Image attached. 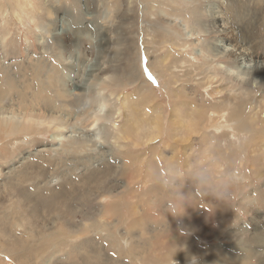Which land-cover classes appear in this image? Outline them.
I'll list each match as a JSON object with an SVG mask.
<instances>
[{
    "label": "rangeland",
    "instance_id": "obj_1",
    "mask_svg": "<svg viewBox=\"0 0 264 264\" xmlns=\"http://www.w3.org/2000/svg\"><path fill=\"white\" fill-rule=\"evenodd\" d=\"M208 4L209 0H62L60 10L56 8L58 14L66 11L74 26L84 18L87 5L94 13L86 29L92 31V36H83L78 52L66 35L67 47L63 54L65 57L73 55L72 59L77 57V61L73 60L75 80L83 81L92 60L104 55L99 47L102 24L112 25L111 32L119 37L118 48L112 51L115 54L112 62L98 75L99 81L110 76L108 83L105 81L101 87L107 107L115 112V126H119L114 128L113 122L105 120L101 123L108 129L105 133L107 145L112 146V156L108 162H102V167L111 170L99 172L97 164L80 174L71 168L78 163V155L64 152L56 154L57 157L48 148L55 143L51 139V128L50 131L45 126L38 127L33 132L14 135L0 125V216L8 217L7 221L12 223L17 220L21 224L22 220L26 230L37 231L36 240L28 237L30 244L40 242L38 239L51 231L55 222L62 225L65 221L80 229V233L71 236L72 241L66 239L68 245L59 251L52 244L51 250H54L46 253L50 264H264V230L260 232L264 229V134L259 131L264 129L261 122L264 89L262 86L249 89L224 76L217 64L230 65L233 63L231 57L205 58L208 48L219 38L207 12ZM48 8L46 0H0V38L5 34L8 39L6 49L2 46L7 53L4 54L0 47V55H5L6 67L18 69L20 77L12 80V95L17 101H30L31 95L34 99L40 96L46 100L50 96L56 100L55 94H50L41 83V78L45 77L32 75L26 63L27 54L31 53L34 72L35 66L43 70V65L37 62L50 64L49 60L53 59L54 52L49 50L51 53L43 54L38 42L47 26ZM51 10L55 12L54 8ZM175 17L185 21L186 32ZM190 30L198 36L193 34L195 38H186ZM261 34L259 37L264 41V30ZM198 37L202 41H197ZM195 48L203 49V55H195ZM61 65L66 69L63 63ZM96 90L92 88L88 93L93 97L92 102L89 101L91 107L97 103ZM123 98L126 100L122 106ZM242 101L247 103V112L258 117L250 126L252 131L241 130L246 137L243 138L244 150L240 139L233 137L234 132L239 131L236 116L232 118V129L219 128L225 121L217 117V112L236 110ZM24 106L27 107L25 103ZM118 106L121 110L116 112ZM83 113L88 114L87 111ZM215 117V123L209 121ZM88 118L91 120L90 114ZM88 121L82 117L75 125L87 127ZM38 149L45 150V157L37 154ZM66 155H70V160ZM23 157L34 163L45 159L48 168L56 163L59 167L62 164L67 167L69 172L66 171L64 178L53 186L63 188L65 200H55L57 206L54 203L49 208L45 203H23L14 196L16 188L9 185L14 181L9 180L6 171ZM154 166L156 172L151 168ZM48 170L44 174L46 177ZM62 183L69 188L61 186ZM109 189L114 191L110 196L105 193ZM121 193L129 204L137 205L138 216L135 217L144 218L134 229H131L134 217L127 206L124 205L123 210L127 212H123L122 217L106 212L110 203L123 198ZM248 194L250 198L244 203L242 198ZM101 195H107L103 201L99 198ZM31 210L36 211L31 215ZM0 224V244L7 238L4 235L7 228L18 231L24 239L27 237L23 227L16 231L1 219ZM178 235L179 240L175 238ZM52 237L54 235L51 241ZM23 247L17 250L22 252ZM2 250L0 246V264H20L9 259ZM43 251L33 254L35 264H43L39 262L43 260Z\"/></svg>",
    "mask_w": 264,
    "mask_h": 264
},
{
    "label": "bare ground",
    "instance_id": "obj_2",
    "mask_svg": "<svg viewBox=\"0 0 264 264\" xmlns=\"http://www.w3.org/2000/svg\"><path fill=\"white\" fill-rule=\"evenodd\" d=\"M184 1L192 2L193 0H184ZM46 2L49 6L48 8L49 15H47L48 17L47 26L43 28L44 35L41 36V38H39L38 42L41 44V47L43 49L42 50L43 54H47L49 50H51V52L52 51L54 52V54H52L53 59L51 60V62L49 60L50 64H47L46 62H37L43 65V70L41 67L35 66L34 72L32 71V68L34 66L31 65L34 63L31 61V57H32L31 53L27 54L29 55V58L26 60V63L29 66L28 68L32 75L37 76L39 78H41L42 76L45 77L44 79L41 78V83L43 87L49 91L50 94H55L56 100H52L50 96H48L46 100H43L40 96L39 97L35 96L36 99H34L33 98L34 95H31L29 97V98H32L30 101L29 100L19 101V99L17 101L16 100L17 98H15V96L12 95V89L14 87L12 84V80L20 77L18 71H16L18 69L15 68L12 70L11 69L12 67L11 68L6 67V65L4 64L5 55L3 56L0 55V103L2 104V106H0L1 108L0 125H4L5 128L7 130H11L12 131L11 133L13 134L27 132V131L33 132L38 127L43 128L44 126L47 127L46 129L50 131L52 129L53 133L51 135V139L54 140L55 143L52 146L48 147L49 149L52 150V153L56 155V154H63L64 152L68 154L69 152L70 154L72 153L74 155H78L79 157V160L77 159L78 157L76 158V160H78V163L75 164V166L71 167L72 170L82 174L89 170L88 167L90 165L92 167H96V165L98 164L99 172L106 170L105 173H107L111 170V168H108V167L103 168L104 166L102 167V162H104V160L108 162V160L111 158L112 146L107 145V142H106L107 140L105 139V133L108 131V129L105 127L106 126L104 125L105 123L104 124H101V123L103 120L108 121L110 123L113 122L114 128L115 127L117 128V126L119 125L115 126L116 121L113 120V116H115V112L111 111L107 107L105 103L106 96L104 95V89L101 87V85L105 83V81L108 83L110 76L100 78V81H99L100 76L98 75L100 74V71H103L106 68L107 63L112 62L114 58L113 56H115V54L112 53V51L114 50L116 45H118L117 39H119V37L113 35V33L111 32L112 25L108 26L106 24H102L103 34H102V38L100 36L101 40L99 41L100 42L99 47L101 50H103L104 55L101 58H96L92 60L91 64L89 65V68L85 72L86 77L83 81L75 80L77 73L73 72V67L75 70L73 60L77 61V57H75L76 59H72L73 55L71 56L69 55V57L67 56L65 57V54H63V51L67 47L65 44L66 35L70 37V41H72V45L74 46L76 52H78V47L80 45V42L83 40V36L85 35L92 36V31H89V30L86 31V29L88 25L90 24V22L93 20V16H94L93 10H91V8L87 5L88 7L86 6V10L83 12L84 18L81 19L80 22H78L77 24L78 26H74L75 24L74 25L71 24L72 20L66 11H61L62 12L61 14L60 13L58 14V12H56L57 9L60 10L59 6L62 4V0H46ZM52 8L55 9V12L51 10ZM207 12L209 13L212 19L211 24H213V29L219 33V38L217 39L216 42H214L213 46H210L208 48L209 53L205 55V58L208 57L209 59H213L218 56L231 57L233 59L232 64L230 63H229L230 65H227L224 63L217 64L220 72L224 76H226L229 80L233 79L235 81L240 82L243 86L247 85L249 89L252 88V86H255L257 88L258 86H262V88L264 89V41L261 37H259V36H262L261 33L264 30V0H209ZM162 14L164 16H167L166 12L164 11H162ZM175 18H174L175 21L179 23L181 28L186 32L187 29H186L185 21L180 20L177 17ZM7 34L9 35V32ZM193 34H196L195 37L198 36L195 31L190 30L188 31V34H186V38L188 39L195 38ZM1 38H0L1 39L0 47L3 48L2 46L5 47L6 43L8 42L7 35L5 36V34H3ZM196 40L202 41V38L198 37ZM5 49L3 48L4 54L7 53ZM51 52L49 51V53ZM76 52L74 53V51H72L74 55L77 54ZM107 52H109V54L105 55ZM193 53L197 56H202L203 49L195 48ZM97 56L99 57V55ZM61 63H63L66 69L61 65ZM45 65H47V67H44ZM95 82L96 84L94 85ZM92 88L97 89L96 90L97 93L95 91L96 94L94 97L96 99L95 102L97 103L94 107L89 106V101H91L93 97L92 95L90 96V94L88 95V93L91 92ZM125 100L126 99L124 98H123V101L121 100L122 106ZM244 101L240 103V106L237 107L236 110H232L231 111L232 113L223 111L224 113L221 114L220 112H217L218 119H222L223 121H225V125H220L219 128L232 129L233 128L232 118L234 117V115L236 116L235 118L238 123V125L236 124V126L239 131L237 133L234 132L233 137L235 140L237 138L240 139L238 141H240V146L242 147L241 149H243V138L245 137L244 133H242L241 130H245L247 132L252 131L250 126L255 124L258 120V117L255 113L250 114L247 112V110L245 109V106L247 103H245ZM22 102L23 104H21ZM24 103L26 104L27 107L24 106ZM86 108H88V110L86 111L88 112V114H90L91 120L88 118V114L84 115L83 113V112H86L85 111ZM118 110H121V107L118 106V108L116 109V112ZM82 117L87 118L89 120L88 121L89 124L87 125V127L80 128V127H77V125H75L77 122H79V120H82ZM261 119H262L261 122L264 123V112H263V117H261ZM209 121H212L213 123H215L216 117L214 119H209ZM216 124H212V125L214 126ZM259 131L260 132L262 131L264 134V129H261ZM111 137H114V135ZM88 149H90V151H88ZM93 150H97V153H93ZM44 151H45L44 149H38L37 154L44 156L45 155ZM66 156L69 157L70 155H66ZM59 160L60 159H58V161ZM69 160H70V157H69ZM37 161L38 162H36L35 160L36 163H34L28 157H23L16 163L9 166L6 173L9 177V180L14 181V182H9V185L11 187L16 188V193L14 194V196H16V198H19V200H23V203L30 204L32 201L34 202L35 205L39 203H45L48 207L51 204H53L54 206L55 200L57 201L58 199H63V198L65 200V193L63 191V188L55 189V187L53 186L58 184V182L60 181V178H64L66 171L68 173L69 170H67V167L66 168L62 167L63 164L61 162L60 163L62 164V166L60 163H58L60 164L61 167H59L56 163L55 166L51 165V167L49 166L48 168L47 166H45V159H43L41 162H39V160ZM60 161L63 162L64 160L61 159ZM116 162L121 163V160H116ZM64 163H67V162L64 161ZM66 165L67 164H65V166ZM126 165L128 166L127 163ZM127 166L126 168L129 169ZM151 168L154 172L157 171L156 166L151 167ZM47 169H49L48 172L46 173L48 177L44 175ZM75 180L77 181L78 179H75ZM78 181L77 183H79ZM65 183H69V182H65ZM26 184H28L29 186L31 185V187L27 188L25 186ZM61 186H66V185L62 183ZM113 189L106 190L105 193H107L110 196V194L114 192ZM254 190L257 191L258 189L255 188ZM250 195L248 194L244 196L245 198H242V200L244 199L243 200L244 203H247V201L250 198ZM105 196L107 195H101L99 198H101V200L103 201L105 199ZM116 196H118V194ZM121 196L123 198H121L119 202H112L107 206L108 211L106 212H108L109 215L110 213H113L115 215H120L122 217L123 212H127L123 210L125 209L124 207L127 206V210L130 212L129 214L131 215L132 218L134 217L133 219L134 222L131 224V229L137 226L138 224H142L141 222L143 221L144 218L141 219L139 217H135L136 215L138 216L137 205L129 204L128 202L130 201L125 200V194L121 193ZM16 202H17V199H16ZM56 204L57 202L55 203V205ZM32 206L34 205L32 204ZM59 207L60 206L58 205V208ZM49 208H51V206ZM35 211L36 210H31L30 214L31 215L32 213L34 214ZM12 212H15V211H12ZM51 213L53 214V212ZM59 213H60V210H59ZM59 213L57 214L63 215V213H60V214ZM124 216L126 215L124 214ZM0 219L1 221H4L5 225H9L8 227H11V228L14 227L16 231H17V228L19 227L24 228L23 232L26 233L25 237L27 236L25 239L21 237L20 233H17L18 231L15 232L14 230H11V229L8 230V228L7 229L5 228L6 231L4 235L7 238H5L3 243L0 244L1 248L3 249L2 251H4L5 255L9 259L15 260L19 262L20 264H35L36 261L34 260L35 261L34 262L32 260V256L33 254H35L37 250L38 251L40 250L41 252L42 249L44 250L42 253V256L40 255L41 253L39 255L42 257L43 260L39 262H42L43 264H50L51 262L49 261V258L48 259L46 258V253L48 254V252L50 251L52 253V250H54V249L51 250L52 244L54 243L56 247L54 246L53 248L58 247V251H59L60 249H62V247H64V245L66 246L68 245L69 241L67 242L66 239L68 238L71 239L74 233L75 234L80 233V229L78 225H72L71 223L70 225H68V223H65V221L63 220L62 221L64 223H62V225H59L61 224L59 220L58 221L59 223L55 222L52 224L51 231L50 230L49 232L46 231V233H44L46 235L42 234L43 237L41 236L42 238L40 237L38 239V241L41 240L40 242L36 244L35 243L30 244L27 242L28 237L30 239L34 238L33 240H36L37 235H35V233H37V231L35 233L33 232L31 233L29 232V230H26V227L23 225L24 223L20 219L19 220L21 221V224L17 223V220L14 221L13 223L8 222L7 221L8 217L5 218L4 216L2 217L0 216ZM66 221H70V220H66ZM0 226H2V224H0ZM119 226H120V222H119ZM95 229L97 230V228ZM129 229H130V226H129ZM263 230L264 229H261L260 232H262ZM146 231L148 230L146 229ZM81 232H84V231L82 230ZM17 234L20 236H18ZM52 235H54V237H52L53 242L50 239ZM256 237L258 236L256 235ZM175 238L179 240L180 236L178 235ZM70 245L72 246L75 244H70ZM19 247H23L22 252L20 251L21 249L17 250ZM75 247L78 249L79 246L76 245ZM128 249L130 248L128 247ZM169 252H170V249H169ZM154 256H156V254ZM221 260L222 259H220V261ZM56 264H59V263H56Z\"/></svg>",
    "mask_w": 264,
    "mask_h": 264
}]
</instances>
